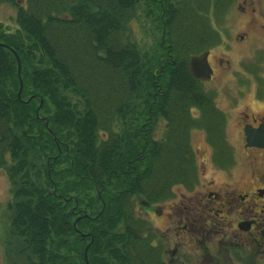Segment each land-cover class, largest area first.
I'll use <instances>...</instances> for the list:
<instances>
[{"label": "trees", "instance_id": "16d2710c", "mask_svg": "<svg viewBox=\"0 0 264 264\" xmlns=\"http://www.w3.org/2000/svg\"><path fill=\"white\" fill-rule=\"evenodd\" d=\"M0 4L15 8L16 23L0 22V168L11 184L5 217L15 263L166 264L134 206L196 182L191 133L202 118L192 111L201 113L207 96L187 63L217 45L210 21L219 3ZM140 5L157 12L163 34L153 70L120 37ZM153 115L164 121L159 138Z\"/></svg>", "mask_w": 264, "mask_h": 264}, {"label": "flooded vegetation", "instance_id": "af4514ba", "mask_svg": "<svg viewBox=\"0 0 264 264\" xmlns=\"http://www.w3.org/2000/svg\"><path fill=\"white\" fill-rule=\"evenodd\" d=\"M216 2L210 25L219 41L201 54L211 75H190L207 96L201 113L192 111L204 145L195 148L196 182L177 214L165 201L143 208L159 221L168 215L153 242L166 264H264V0ZM15 256L0 245V264Z\"/></svg>", "mask_w": 264, "mask_h": 264}, {"label": "rangeland", "instance_id": "374dc122", "mask_svg": "<svg viewBox=\"0 0 264 264\" xmlns=\"http://www.w3.org/2000/svg\"><path fill=\"white\" fill-rule=\"evenodd\" d=\"M145 5H140L139 9L136 11L134 18L129 22L125 30L120 34L122 40H128L134 43L140 52L141 60L144 63V66L146 68H151L152 65V70L154 69V65L157 61L156 58H158L161 55V50L159 49V42L163 41V34L160 32V24L157 20V12H153L150 15L147 13L145 10ZM214 19L211 17V21ZM0 22H2L6 27L9 28H15L16 23H15V8L12 7L9 4H0ZM161 44V43H160ZM158 65V64H157ZM168 66L165 65V68ZM159 67V66H158ZM216 82V81H215ZM210 82V83H205V86L210 88L212 85L215 84ZM202 84V82H201ZM203 86V84H202ZM145 93L144 89H140L137 92L136 99L142 96ZM133 101V104H141ZM152 125V130L151 133L154 135L155 138H159L162 130H163V125L164 121L158 118L157 116L153 115V118H150L148 121ZM191 143L193 146V149L196 153V146L200 149V151L203 150V140H202V134L198 132H192L191 133ZM203 157L201 154L196 153V161L197 165L202 164ZM194 184H192L189 188L187 187H182V186H177L174 189V200L171 199L168 202H164V204L172 205L173 210L178 209L179 211L182 210V207L185 205L183 202L185 197L189 196V191L193 187ZM198 190H200L198 188ZM195 193H192L191 195L193 196ZM11 199V184H10V179L8 177V174L5 170V168H0V245H13V242L10 238L7 237L6 235V230L7 228V219L5 217L7 213V203H9ZM169 200V199H168ZM162 203H160L161 206ZM158 205V204H156ZM152 206V205H151ZM135 211L136 214L144 219L150 224L149 227L151 228L152 232L156 235L157 237L161 236L164 237L166 227L167 225L162 223V219L168 220V215L167 214H161L160 215V221L157 217L156 214L152 213H146L145 210L142 208V204L139 202L136 203ZM178 210L175 211V214L178 213ZM160 231H159V230ZM160 234V235H159ZM156 240V238H155Z\"/></svg>", "mask_w": 264, "mask_h": 264}, {"label": "water", "instance_id": "95a60500", "mask_svg": "<svg viewBox=\"0 0 264 264\" xmlns=\"http://www.w3.org/2000/svg\"><path fill=\"white\" fill-rule=\"evenodd\" d=\"M3 46H6V45H3ZM12 52L14 53L17 64H18V75L20 78L19 58L13 50ZM188 71H189V74H191L192 76L196 78H208L211 73V68L208 65L206 54H204L201 58L199 57L192 58L188 64ZM21 85H22V81L20 79V88L18 90V95L20 93Z\"/></svg>", "mask_w": 264, "mask_h": 264}]
</instances>
